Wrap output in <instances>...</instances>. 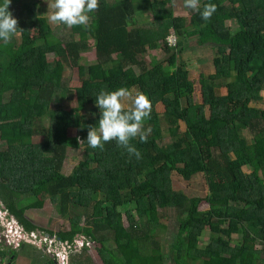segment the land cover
Segmentation results:
<instances>
[{
  "label": "trees",
  "instance_id": "trees-1",
  "mask_svg": "<svg viewBox=\"0 0 264 264\" xmlns=\"http://www.w3.org/2000/svg\"><path fill=\"white\" fill-rule=\"evenodd\" d=\"M177 1L184 2L99 0L88 26L60 24L77 37L64 41L40 14L41 1L11 0L9 11L21 32L6 46L0 41V201L28 235H56L66 246L87 238L100 244L102 264H264V0H200L201 11L216 5L207 21L191 9L189 21L175 16L170 5ZM143 16L151 20L141 23ZM227 22H236L237 29ZM36 24L40 35L34 38ZM171 32L179 37L175 47L168 42ZM188 37L199 46L214 45L218 53L215 73L198 79L201 103L182 57ZM158 49L162 59L151 55ZM90 50L96 63L80 65ZM50 55L58 61L50 62ZM63 64L81 75L79 87L64 80ZM119 88L137 89L150 102L147 142L130 141L140 159L115 140L102 151L86 142L89 128L99 126L97 95ZM71 104L84 143H76L82 157L65 175ZM37 137L42 140L34 142ZM166 137L169 144H163ZM198 176L208 186L206 196L174 187L175 177L191 182ZM74 193L85 203L79 213L71 210L80 209L70 203ZM27 196L37 200L19 206ZM47 199L68 222L67 230L55 234L27 217ZM167 210L177 212L179 224L168 253L159 240ZM205 232L209 242L201 248ZM18 257L15 249L0 246V264H16ZM87 259L74 254L68 263ZM43 264L58 262L48 255Z\"/></svg>",
  "mask_w": 264,
  "mask_h": 264
},
{
  "label": "rangeland",
  "instance_id": "rangeland-1",
  "mask_svg": "<svg viewBox=\"0 0 264 264\" xmlns=\"http://www.w3.org/2000/svg\"><path fill=\"white\" fill-rule=\"evenodd\" d=\"M42 2L41 8H40V14L47 16L48 12V5L47 3H52L53 0H39ZM106 1H113V0H106ZM171 8L175 11V16L178 17H185L188 21L190 19V13L187 8L184 7V2L177 1L175 3H172ZM49 11H52L51 9ZM151 20V16H143L140 19L141 23L149 22ZM51 26L54 29L55 34L64 41L74 40L77 39L76 36H73L69 29L67 27H63L60 24H53L50 23ZM228 26L232 25L231 27L234 29H237V23L236 22H227ZM39 29L38 24H36V27L33 29V36L34 38L39 37ZM179 40V37H177ZM185 41L183 42V59L187 62L190 72H191V78L196 81V91L194 95V99L197 103L202 102L201 97V86L200 83H198V79L200 75L203 73L205 75H210L215 73V67L213 64V60L215 56H218L217 48H214V45L207 44L205 46H199L197 42L196 37H188L184 38ZM90 44L92 45V41H90ZM151 55H154L158 57L159 59H162L165 57V53L158 49L156 51H152ZM146 62L150 61V57H147ZM50 62L58 61V58L54 55L49 56ZM96 63V58L94 54V50H90L89 52L82 54L81 59L79 61L80 65L87 66ZM64 68V80L69 83V87H79L81 82V75L77 73L76 69H72L67 64H63ZM136 70L138 71L139 68L136 67ZM219 81V80H218ZM132 96L136 97L137 95H141V92H139L137 89L131 90ZM221 95L225 96L227 95L228 91L226 87L220 88ZM261 96L263 97V101L260 102L262 106H264V90L261 93ZM71 112V119H70V125H68V137H67V147H68V157L63 164V174L68 175L72 168L78 163L80 158L82 157L81 149H77L75 147L76 143H78V113L75 112L74 104L69 105V109ZM157 111L159 114H163L165 111V108L163 104H158ZM45 124V121L43 122ZM46 125H48V121H46ZM182 130H185V124L181 123ZM245 136L250 140L252 138V135L248 131H244ZM42 140L41 137H37L34 139V142H40ZM170 140L168 137H166L163 141V144H169ZM244 170L247 173H250V169L248 167H245ZM174 187L178 191H182L188 195H201L206 196L208 194V186L205 182V180L198 176L195 177L191 182H185L181 180L180 178L175 177L174 179ZM37 199L33 196H27V198H23L19 201V206H27L33 202H35ZM70 203H75L74 205H79V208L72 207L71 210L74 212L79 213L81 208H84L85 203L79 198L77 193L70 195ZM0 205V246L1 247H7L11 249H15L19 252V257L16 260V264H43L47 256L49 255L51 258H56L58 264H62L60 261V253H63V248H65L68 259L71 255L74 254H84L88 259L86 262L88 264H102L101 259L98 256V247H100V244L95 245V243L89 241L87 238L84 237H77L74 240V246L72 248H68L65 244H60L59 240L57 239L56 235H51L52 237L46 238L43 237V239L40 238V235L37 233L31 234L30 239L34 242L32 245L31 243H27L25 246V249H19V246L14 247V232L11 231L12 224H14V221L12 218H9L7 215V212L1 208ZM202 210L208 209V204L203 202L201 206ZM167 215L169 216V220H166L165 222H162L163 224H166L165 230H160L159 232V240L163 244V250L164 252L168 253L172 247V244L174 243L175 236L177 234L178 230V221H177V212L173 210H167ZM27 217L31 219L36 225H38L40 228L44 230H50L53 231V233H58L59 231H64L68 229V222L63 219L57 209V205L53 203L50 199H47L45 201V205L42 209H33L29 210L26 213ZM16 221V220H15ZM45 232V231H44ZM45 236L46 233H41ZM27 234L24 233L22 239H20L21 243L23 240H25V237ZM3 237V238H1ZM209 232H205L204 238L202 239L200 245L201 248H204L208 242H209ZM234 239H238V236H235ZM86 243L89 244L86 246ZM83 244V245H82ZM85 247V248H83ZM34 255V256H32ZM83 260V258H81ZM69 264V263H68ZM171 264V262H169Z\"/></svg>",
  "mask_w": 264,
  "mask_h": 264
},
{
  "label": "clouds",
  "instance_id": "clouds-1",
  "mask_svg": "<svg viewBox=\"0 0 264 264\" xmlns=\"http://www.w3.org/2000/svg\"><path fill=\"white\" fill-rule=\"evenodd\" d=\"M10 4L11 0H3V3L0 4V41L5 46L21 32L18 20L9 11ZM47 5L46 15L49 22L66 25L68 28L88 26L92 14L99 10V0H53ZM184 7L194 12H200L205 21L209 20L216 11L215 4H206L201 11L200 0H184ZM50 9L52 11H49ZM95 106L100 110L99 126L98 129L97 127L89 128L87 144L93 149L99 148L102 151L105 143L115 140L117 145L126 149L130 156L134 155L140 159L141 153L130 141L139 137L141 143H146L151 133L150 128L145 129V121L150 119L151 113L148 99L142 94L133 97L127 88H119L110 92L101 90L95 99ZM77 139L80 144L84 143L79 137ZM0 205L5 210L2 202ZM6 212L8 217L13 219L15 226L22 227L16 219L10 216L8 211ZM26 237H30V235L27 234Z\"/></svg>",
  "mask_w": 264,
  "mask_h": 264
},
{
  "label": "built area",
  "instance_id": "built-area-1",
  "mask_svg": "<svg viewBox=\"0 0 264 264\" xmlns=\"http://www.w3.org/2000/svg\"><path fill=\"white\" fill-rule=\"evenodd\" d=\"M168 42H169V45L171 46H177V37L175 35L174 32H171L170 33V36L168 37ZM17 224V223H16ZM11 231L10 232H14L15 235H14V247H17V246H20L21 244V240L23 235H24V229L22 227H20L19 225L15 226V224H12V227L10 228ZM26 234V233H25ZM83 245V244H82ZM89 244L86 243V246H88ZM74 246V245H73ZM73 246H67L68 248H72ZM60 261L62 264H68V254L65 250V248H63V253H60Z\"/></svg>",
  "mask_w": 264,
  "mask_h": 264
},
{
  "label": "flooded vegetation",
  "instance_id": "flooded-vegetation-1",
  "mask_svg": "<svg viewBox=\"0 0 264 264\" xmlns=\"http://www.w3.org/2000/svg\"><path fill=\"white\" fill-rule=\"evenodd\" d=\"M3 208H4V206H3ZM41 233H42L41 231H37V234L40 235V238H41V239H43V237H46V238L52 237L51 234H49V233H46L45 236L42 235ZM47 235H48L49 237H47ZM59 242H60V241H59ZM60 243H61V242H60Z\"/></svg>",
  "mask_w": 264,
  "mask_h": 264
},
{
  "label": "water",
  "instance_id": "water-1",
  "mask_svg": "<svg viewBox=\"0 0 264 264\" xmlns=\"http://www.w3.org/2000/svg\"><path fill=\"white\" fill-rule=\"evenodd\" d=\"M0 202H1V201H0ZM47 237H49V236L47 235ZM25 240H26L28 243H31V244L34 243L29 237H26ZM60 244H62V243H60Z\"/></svg>",
  "mask_w": 264,
  "mask_h": 264
}]
</instances>
